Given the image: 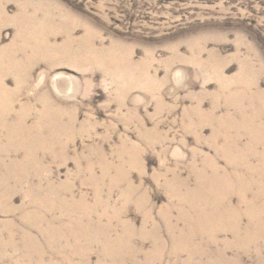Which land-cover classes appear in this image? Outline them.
I'll return each instance as SVG.
<instances>
[{
    "label": "rangeland",
    "instance_id": "obj_1",
    "mask_svg": "<svg viewBox=\"0 0 264 264\" xmlns=\"http://www.w3.org/2000/svg\"><path fill=\"white\" fill-rule=\"evenodd\" d=\"M0 264H264V0H0Z\"/></svg>",
    "mask_w": 264,
    "mask_h": 264
}]
</instances>
